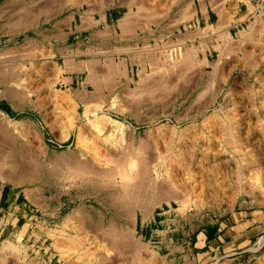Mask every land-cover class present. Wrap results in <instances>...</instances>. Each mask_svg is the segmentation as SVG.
Instances as JSON below:
<instances>
[{"label":"rangeland","instance_id":"rangeland-1","mask_svg":"<svg viewBox=\"0 0 264 264\" xmlns=\"http://www.w3.org/2000/svg\"><path fill=\"white\" fill-rule=\"evenodd\" d=\"M188 1L197 7L195 14L176 22L178 3ZM201 1L138 0L139 5L144 3L139 10L132 0L131 5L130 0H0V110L7 115L0 116V154L12 156L10 160L23 166L22 175L8 165L0 168V264H33L31 259H39L36 264L48 260L50 264H74L59 259L47 230L61 229L69 214L83 208L96 221L104 219L108 224L116 220L129 225L126 217L130 215L121 204L136 208L135 223L131 226L143 243L144 264H193L197 235L203 229L237 225V219H232L238 215L239 219L257 221L256 228L247 235H239L234 228L235 239L224 237V242L230 243H219V247L216 244L210 258L200 264H264V244H260L264 237V173L257 169V164L264 166V122L258 118L264 114V0ZM217 4H221L219 10L224 8L222 15L214 8ZM114 8L119 12L112 18L106 17ZM129 9L135 11V23L131 30L124 31L119 22L130 14ZM221 18L225 24L218 31ZM59 22L63 25L58 29ZM44 30L50 33L46 37ZM222 32L229 38L221 36ZM179 44L204 48L205 52H200L196 59L207 70L204 80L197 82L201 69L197 63L187 70L185 60H180L185 67L180 61L176 66L168 65L169 68L168 63L161 62L170 72L164 78L176 79L178 74L189 71L184 75L187 78L181 76L187 79L188 88H166L159 72L152 76L158 80L155 89L143 86L135 97L126 99V79L113 74L109 64L116 68L118 62L126 61L131 75L137 79L141 66L137 61L149 62L150 58H144L149 49L158 50L159 57L151 61L162 67L158 60L165 61L163 53ZM26 60L30 64H25ZM200 60H206V64ZM90 61L96 64L97 82L86 81L88 71L82 68ZM94 83L102 87L101 95L107 103L117 100L118 110L111 113L112 117L134 129L137 138L147 140L152 151L149 153L162 172L173 155L175 166L179 162L194 164L191 171L185 163L177 184L164 182L165 189L146 186L134 190L133 195L129 194L133 198L127 195L125 203L120 204L114 200L117 187L95 189L91 175L74 174L70 164L76 153L94 154L92 124L84 122L82 102V89L87 86L93 92ZM131 85L134 87V82ZM88 94L91 99L95 97L94 93ZM94 103L97 102L91 100L93 109ZM215 112L219 120L204 124L203 120ZM81 123L90 142L87 149L77 144L76 132L72 131ZM171 125L176 126V134L170 131ZM184 128L187 129L183 131ZM67 130L72 132L67 134ZM239 133L247 137L244 152L228 143ZM122 134L118 135L122 142L133 139ZM199 163L204 164V169L201 165L198 168ZM7 176H18L19 184L14 185L13 178L7 180ZM229 219L231 223H227ZM68 229L73 235V229ZM8 240L20 250L3 246ZM236 251L239 252L232 254ZM117 260L118 264H133V247Z\"/></svg>","mask_w":264,"mask_h":264},{"label":"bare ground","instance_id":"bare-ground-1","mask_svg":"<svg viewBox=\"0 0 264 264\" xmlns=\"http://www.w3.org/2000/svg\"><path fill=\"white\" fill-rule=\"evenodd\" d=\"M132 1L134 2V0H132ZM136 1L138 3V0H136ZM140 1L141 0H139V2ZM130 2H131V0H130ZM133 2H131L130 4L128 3V4L131 5ZM135 2L133 3V5H134V7H135V4L137 5L136 9L138 8L140 10L144 6V3H142V2L140 3V5H139V3L137 4ZM222 3L224 5V2H222ZM138 5H139V7H138ZM220 5H218V4L216 6L214 5V8L216 7L215 9L216 10H219V6ZM177 6H178V9H179V12H177V13H179V17H178V20H176V22L186 21L187 19H189L190 17H192L195 14L194 13V12H196L195 8H197V7H194L195 5L193 4L192 1L179 2ZM201 6H202V4H201ZM204 6H205V4H204ZM131 7L132 6H130L129 8H131ZM149 7H151V6H149ZM223 9L224 8L221 6L220 7V10H219V12L221 13V15H222V12H224ZM130 10H133V9H129V11ZM144 11H146V10H144ZM151 11H153V9ZM132 12L133 11H130V14L127 13L126 16H123L124 18H121V21L119 22L120 23V26L122 27V28L120 27L121 30L123 29L124 31H127V30H129L134 25V23H135V19L134 18L136 16H134V14H135L134 12L135 11L133 13ZM220 13H218V14H220ZM175 16H176V14H175ZM224 22L225 21H223L222 18L219 20V22L217 23L218 24L217 25L218 26V31H220V29L222 28V26L225 24ZM197 31H200V28L197 29ZM187 33H189V32H186L185 34H187ZM198 33L200 34L201 32H198ZM188 35H187V38H188ZM190 36H189V38H190ZM221 36H224L226 38H229V36H228L227 33H223L222 32V35ZM219 48H220V46H219ZM149 50H150L149 52L147 51L148 52V55H146L144 57V58H146V57L147 58H150L149 62L148 61L146 62V60H144V59H143L144 61H142L141 60L142 57L140 59L141 61H137L141 65L140 68H139V70H138V72H137V79H136V77H133L131 75L130 66L128 65V63L126 61H123L121 63L118 62L119 64H117V66L115 65L116 68L115 67H112L114 65L113 63L112 64H109V67L110 68L107 67V68H109V69H111V70L114 71V72H112L113 74L116 75V73H118V74H121V75H123L125 77V79H126V84L125 85H127V89H126V91H125V93L123 95L126 97V99L129 98L131 100L133 97H135V95L138 94L137 93L138 91L139 92H140V90L142 91V87L143 86H145V88L147 87V89H150V90L151 89L152 90L155 89L156 88L155 86L158 85V83L156 84V82H158V80L156 81L155 79H153L154 77L152 78V76L155 75V74H157L156 76H158V73L159 72H160V75L159 76H161V73L163 74L162 77H160V79H164V86H166V88L168 87V88H172V89H175V88L177 89L178 86L181 87L183 85L182 87H185L184 89L186 90L188 88V86H186V84H187L186 80L187 79L184 80V79H182L181 76L186 77L184 75H186L187 72H189V71H187L188 68L190 66L195 65L194 63H197L196 65L199 64L196 59L199 57L200 52H203V51L205 52L204 48H202V49L200 48L199 49L198 47H196L194 45H192V47H186V46H182L180 44L177 45V47H174V48H171L170 50L165 51L163 53V58H164L165 61L158 60V61H160V64H161L160 66L163 65L161 62H164V63L166 62V63H168L167 66L169 65L171 67L173 65L176 66V64L180 60L182 62H185L186 61L184 64L187 63L186 64L187 65V67H186L187 70L184 68L187 72L185 71L186 73H184L181 76H179V74H178V77L176 79H173V78H171V76L164 78L165 74H167V73L169 74L170 72H167L168 70L167 69H164L163 66H162L163 68L162 67H159V64L156 65L157 63L154 64L153 63L154 61L153 62L151 61L152 58L159 57V56H157L158 55V50L157 49H152V50L149 49ZM204 57H206L205 54H204ZM93 61H92V63H93ZM200 61L201 62H204L202 60H200ZM182 62H181V64L184 65ZM205 62H206V60H205ZM205 62H204V64H206ZM79 64H80V62H79ZM85 64H87L86 67H84L82 69H87V71H88V77H87L88 79L86 81H88L90 83L91 82H95L96 81L95 79H97V81H98V78H96V76L98 74L97 73V69L95 67L96 64L95 65L94 64H91V61L89 62V64L87 62ZM69 65H71V64H69ZM80 65H82V64H80ZM169 66H168V68H169ZM184 67H185V65H184ZM199 67H201V69L200 68L198 69L200 75H199V78H198V81L197 82L198 83H201L200 80H204V77H205V74H206V71L207 70L205 68H202L201 65ZM73 68H76V67H73ZM184 69H182L181 71H183ZM57 70H58V72H61V69H57ZM189 70H191V69H189ZM198 71H197V73H198ZM56 78H58V77H56ZM62 79L64 80V78H62ZM156 79H158V78H156ZM55 80L53 81L54 83H56ZM112 80H110V81L112 82ZM182 80H184L183 83L181 82ZM66 81H68V80H66ZM212 81L213 80L211 79L210 82L212 83ZM132 82H134V85H135L134 87L131 85ZM67 83H69V81ZM160 83H162V82L160 81ZM105 84H107V83L105 82ZM113 86H115V85H113ZM197 86H198V84L196 83V87ZM161 88H165V87H161ZM53 89H54L55 92L58 91V89L57 90H55V88H53ZM100 90L102 91V87H100V86H98L96 84L94 85V91L93 92L90 91L87 88V86L84 89H82V93H84V94H82V95H84V97H83L84 99L82 101L83 102V105H84V116L83 115L82 116L84 117V122H85V120H87L88 123H91L92 124L91 125V128L93 130V134H92L93 137L91 135L90 136L92 138H94V141H95V143L94 142L91 143V145H93V151H94L93 153L94 154L91 155V154H89L87 152H84V151H81V152L78 151L79 153H76V156L74 158V161L71 160L72 163L70 164L71 165L70 168H71L72 172H74V174H77V175L78 174L79 175H85V176L88 175V177H89V175H91L90 177H92V178L95 179V180L92 181V182L95 181L94 182L95 184L93 185L94 187L92 186L95 189H107V190L109 189L110 190V188H112V190H113L114 188L117 187L116 189H119L118 194L117 193L116 194L113 193V194H115L114 195V200L116 202L119 201V204H120V202L125 203L127 195H129V194L130 195H133L132 193H134V190L143 189L146 186H150L153 189L156 188V190L157 189H163L164 187L162 185L165 184L164 182H171L172 185H174V183L177 184V182H178L177 181L178 174L181 173L183 170H185V167H184L185 166V163L187 164L188 162H185V163L184 162H179L177 164L178 166H175L176 164H173L172 163V159L175 157L173 155L172 159L170 160L171 162H168L167 161L169 165L166 162H164L165 163V166L167 164V167H165V169H164L165 172H162L160 170L161 168L159 169V167H158V163H156L157 161L156 162L154 161V159H156V158L153 159L151 157V155H150V153H152V151H149V148L148 147H151V146H149L150 144L148 145L147 140H145L144 138H137L134 129H131V127L129 125H126L124 122H122V121H120V120L112 117L111 113L114 112V111H116V110H118V103H116L117 100H113L110 104L107 103V100L103 97L104 94L102 93L103 94V96H102ZM150 90H148V91H150ZM77 91L78 90H76V91L74 90V92H77ZM72 92H73V90H72ZM62 93H64V90H63ZM88 93H91V94L94 93L95 94V97L93 99H91L92 98V95L89 97L90 94H88ZM98 93H99V95H98ZM96 94H97V96H96ZM91 100L97 102V103H94V104H96V106L94 107V109L92 108L93 105L92 106L90 105ZM121 110H123V109H121ZM91 115H92V117H91ZM0 116L7 117V115L2 110H0ZM216 118H218L217 113L216 112L214 114L212 113V116L206 117L203 120V123L205 124V123H207L210 120L216 121ZM258 118H259L260 121L262 120L264 122V114L263 115L261 114ZM6 119H8V118H6ZM217 120H219V118ZM179 122H180V120H179ZM82 123H81V125L74 126L72 131H75L76 132V135L75 136H76L77 144L78 145H81L82 144L87 149L90 142L88 143V139H87L88 136H85V133L87 132V130L84 129ZM168 126L170 127V125H168ZM171 126H172L171 129L169 128L170 131L172 130L171 132H173V134L174 133L176 134L177 131H178L177 128H176V126H173V125H171ZM86 129H88V128H86ZM166 129H168V128H166ZM186 129L187 128H184L183 131H185ZM67 131H69V130H67ZM70 131L67 134H70ZM122 133H127L128 135L133 136V139L130 138L131 141L128 140L129 142L126 141V143L124 141L122 142L118 138V135L119 134H122ZM183 135H184V133L181 134V136H183ZM90 136H89V138H90ZM230 138H232L231 135H230ZM246 138L242 134H240V133L237 134V135L234 134L232 140L229 141V139H228V141H229L228 143L230 145L232 144V145L236 146L235 149L240 152L243 149V147H246V144L248 145V143H246ZM181 139H182V137H181ZM236 150L234 152H237ZM20 151H21V149H20ZM153 152H155V151H153ZM242 152H244V149H243ZM6 154H8V153H6ZM153 155H154V153H153ZM11 157L9 155L3 156V155L0 154V168L2 166H4V165H8V166L11 167V169H14V171H13L14 173H16V174L19 173L20 175H22L21 174L22 173L21 172L22 171L21 170V167H23V166H21L22 163H20L19 161H16V162H19V163L13 162L12 160H10ZM153 157H155V156H153ZM241 157H243V156H241ZM173 160H176V159H173ZM188 164L190 165V163H188ZM189 165H186V166L188 167ZM191 165H194V164H191ZM191 165L188 167L189 170L191 168ZM198 165H199L198 168H200V165L201 164L199 163ZM201 166H203V169H204V164L201 165ZM257 167H258L257 168L258 171L260 170V173H264V166L262 164H260V165L257 164ZM189 170H188V172H189ZM199 171H200V169H199ZM241 173H242V171H241ZM243 173H244V171H243ZM18 176H17V178H18ZM165 176H167V180H165L166 178L164 179ZM241 176H242V174H241ZM5 178H7V180H8L9 178H13V177H8L7 176ZM17 178L14 177L11 180V182L14 185H18L19 184V181H18ZM90 182H91V180H90ZM181 183H182V181H181ZM169 186H171V185H169ZM86 187H87V185H86ZM116 189H115V191H116ZM132 189H133V191H132ZM190 189H193V188H190ZM185 192H187V191H185ZM113 194L111 193L110 195H113ZM182 194L185 195L184 193H182ZM130 195H129V197L131 198L132 196H130ZM173 195H175V194H173ZM136 196H138V195H136ZM129 197H128V200H129ZM182 199L185 200V197L184 198L181 197V200ZM179 200H180V197H179ZM115 201H114V203H116ZM179 202H181V201H179ZM185 203H186V205L183 206V207H185V209H186L187 202H185ZM185 203H183V205ZM121 205L123 207V210H127L128 211V215H130L129 217H126V218L129 219L128 220L129 221V225L121 224V223L119 224L116 220H110V222H108V224H107V222L106 223L104 222V219H100V218L99 219L101 221H96L95 218H94V215L92 213H90L89 211H87V210H83L84 209L83 208V209H77V210L73 211L71 214H69L67 216V218H65L66 220H65V223L63 224L64 226L61 229H57L56 228L57 230H54L53 232H50V230H47V231H49L48 234L54 240L52 246L54 247L56 253L59 255V259L61 261H64V262H71V263L73 262L74 264H118L117 263L118 260H121V259H118L117 260L118 256H121V258H122L125 255L127 249L130 246H132L133 247V253H134V263L133 264H144L143 263V260L144 259H142L143 258L142 257V251H143L142 250L143 249L142 247H144V246H142L143 243L136 236L135 229L132 228V226H131V225H133V223H135L136 208L135 209H133V207L130 208L129 206H127L125 204H121ZM121 205H119V207ZM134 207H138L139 208V206H134ZM141 208L142 207L140 206V209ZM70 228L73 229L72 230L73 233H74L73 235L67 232V229L70 230ZM260 244L261 245L264 244V237H263V239L260 240ZM3 246H5L6 248H12V249H15V250L16 249L17 250L19 249V246L18 245L14 244V242L9 241V240H8V242L4 243ZM4 253H6V252H4ZM7 254H8V252H7ZM113 254L115 256H113ZM31 260L33 261L32 262L33 264H36V262L39 259L37 260L36 257H35V260H37L36 262L33 259H31ZM146 261H147V259H146ZM50 262H51V260H48V261H40L38 264H50Z\"/></svg>","mask_w":264,"mask_h":264},{"label":"crops","instance_id":"crops-1","mask_svg":"<svg viewBox=\"0 0 264 264\" xmlns=\"http://www.w3.org/2000/svg\"><path fill=\"white\" fill-rule=\"evenodd\" d=\"M57 8H59V6L57 5ZM119 10V9H118ZM116 10V8H114L112 11L110 12H107L105 15L106 17H114V14H116V12L118 13L119 11ZM57 13H59L60 11L57 9L56 11ZM53 16H57L54 15ZM63 22H59V24L57 23V28H61L62 27V24ZM45 31V30H44ZM47 34L45 35V37L47 35H49V30L48 31H45ZM50 41L49 39H47V42ZM25 64H30L29 61H25ZM242 216V215H241ZM236 219H237V225H233V226H227L225 225V227H218L217 230H214L212 227L210 229H203V231H201V233H199L197 235V239L194 241V248L196 249V253L193 254V260H194V263L193 264H200L202 263L203 260L207 259V258H210V254L212 253V250H216V248H214L217 244L216 247H219V243H222L224 242V237L226 239L228 238H232V239H235V236H234V232L236 231L234 228H237V233L239 235H242V233L244 235H247L248 233L247 232H252L254 230V228H256V225L254 226V224L257 222V221H252V218L250 219H246L244 220L243 217H241V219H239V215L237 217H233V221L236 222ZM231 219H229V221L227 223H231L232 222ZM242 226V228H240ZM240 229H239V228ZM225 228V230L223 231V229ZM223 231V232H222ZM246 231V232H244ZM238 235V236H239ZM225 244H228L230 243L229 242H224ZM221 246V245H220ZM224 247V246H223ZM239 251H236V252H233L232 254H237ZM231 255V254H229Z\"/></svg>","mask_w":264,"mask_h":264}]
</instances>
